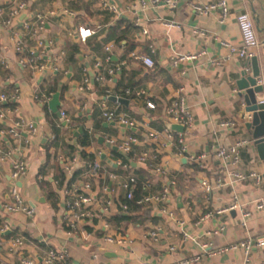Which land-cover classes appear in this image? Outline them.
Wrapping results in <instances>:
<instances>
[{"label":"crops","instance_id":"1","mask_svg":"<svg viewBox=\"0 0 264 264\" xmlns=\"http://www.w3.org/2000/svg\"><path fill=\"white\" fill-rule=\"evenodd\" d=\"M22 1L26 10L9 27L0 26V95L18 93L16 111L5 109L0 119V230L5 229L0 231V264H22L23 259L45 264L50 250L66 254L60 264H178L184 260H194L193 264H264V248L249 253L230 249L248 238L264 239V206L255 208L264 203V164L245 128L249 114L237 88L241 72L247 69L250 73V58L229 57L228 48L222 45L240 46L235 17L248 12L259 41L252 57L257 58L258 84L264 88V0H228L229 14L223 22L218 11L199 15L193 8L213 0H170L172 6L165 0H146L143 8L138 0H102L116 7L114 13L92 0ZM11 7L8 0H0L4 16ZM36 15L42 18L41 30L32 17ZM24 21L29 23L27 28ZM78 27L94 34L81 42ZM16 40L23 41V49L33 50L41 61L31 63L24 53L18 54ZM38 41L42 48L37 47ZM198 53L195 60L173 65L176 55ZM142 55L151 57L153 68L136 59ZM41 65L43 69L38 67ZM110 70L112 80L104 77ZM85 78L88 84L80 90ZM179 89H183L194 119L182 132L186 153L181 155L178 132L167 129L169 121L164 116ZM55 93H59V117L48 107ZM112 96L126 102L110 100ZM260 98L264 99V90L257 95ZM147 99L155 110L146 108ZM103 108L127 117L132 126L106 122L101 116ZM18 118L31 122L34 134L24 129L17 139L8 136ZM223 122L234 126L223 128ZM152 133L155 137H150ZM85 134L89 143L82 146ZM131 136L137 143L128 156L118 147ZM240 141L244 145L239 163L228 171L259 175V182L248 177L230 184L214 157L219 147ZM69 147L75 148L71 154ZM80 151L92 156L87 165L100 164L101 173L90 181V193L95 196L91 208L96 215L79 224L77 233L68 235L65 201L73 188L65 194V186L56 185L55 162L77 156L74 169L82 168L86 162ZM143 154L146 161L140 162ZM200 154L208 157L203 168L190 161ZM18 160L26 168L14 180L12 165ZM149 163L163 168L164 175L151 170ZM109 174L116 178L110 179ZM130 175L142 184V196L160 195L167 187L168 198L143 205L133 220L116 227L107 218L119 214L117 205L126 192L122 184ZM217 178L224 182L221 188L206 191L201 186L203 181L213 185ZM13 186L26 205L35 209L33 216L3 211ZM51 193L55 194L54 204ZM108 196L112 206L104 211L102 199ZM234 201L250 212L246 226L241 224L239 210L223 211ZM107 237L123 241L109 243ZM18 238L24 244L12 250L11 243Z\"/></svg>","mask_w":264,"mask_h":264},{"label":"built area","instance_id":"2","mask_svg":"<svg viewBox=\"0 0 264 264\" xmlns=\"http://www.w3.org/2000/svg\"><path fill=\"white\" fill-rule=\"evenodd\" d=\"M13 2L12 7L9 9L7 16H4V11L2 8H0V26L1 27H9L13 20L18 18L20 14L26 10V4L24 1L21 0H11ZM95 2H98L100 4V7H102L104 10H107L109 12H116V7L110 4H107L103 2L102 0H92ZM142 8L145 6L146 0H138ZM160 0H152V3H157ZM165 3L167 5H173L170 0H165ZM194 10L199 15H208L211 12L218 11L220 16V21L223 22L228 14H229V7H228V0H213V1H207L202 4H196L193 5ZM37 20L38 27L37 30L42 29V18L38 15L32 16ZM236 24L238 27V30L240 32L241 36V44L239 47H234L231 45H228L226 43H222L223 46L228 48V56H236L240 59H249L253 56L254 51L259 47V41L256 35V29L254 25V21L251 17V15L248 12H241L236 17ZM169 26H173L172 24H168ZM23 26L27 28L29 26L28 22H23ZM36 33V31H35ZM143 34H146V30L142 31ZM94 32L85 27H78L77 28V38L84 42L87 38L92 36ZM37 47L42 48L43 44L41 41L37 42ZM23 49V41L16 40L15 41V51L20 52ZM108 50V48H106ZM152 52V49H151ZM30 55H34V51H29ZM200 54H188V55H176L174 56L172 62L173 65H177L179 63L187 62L195 60ZM107 60L109 57L107 56ZM142 64H144L148 68L154 67V62L151 59L149 55H142L139 57H136ZM4 63V62H3ZM215 65H218L219 62H215ZM40 69H43V65L38 66ZM110 75H112L114 72L113 70H110L108 72ZM258 83H261L259 80ZM88 84V80L85 78L83 80L82 86L80 87V90H83L84 87H86ZM126 94H129V91H125ZM11 100L15 102L18 98L17 91H14V93L11 95ZM7 100V96L5 94L0 95V102L5 103ZM259 103H264V99L260 98ZM145 106L147 109L155 110L156 106L155 104L147 99L145 101ZM5 109H1L0 111V119H3L5 116ZM61 116L64 117V114L61 113ZM102 118L108 122V123H118L123 126H132V122L130 119H128L125 116H122L120 114H117L114 111L107 110L105 108L101 111ZM164 116L169 121V123L172 124H180L184 127H190L193 124V115L190 111V109L185 104V98L183 94V89L178 90V95L175 98L174 101L171 102L169 106H167L164 110ZM223 128H230L234 126L233 122H223L220 124ZM28 130V132L32 135L35 132V128L33 124L27 120H24L22 118H18L11 128L7 131L8 136H10L13 139H17L20 137V132L22 130ZM150 137H155V134H150ZM137 143V138L131 136L123 140L119 144V150L122 154H127L131 151V148L133 145ZM176 144L178 146V154H185L186 153V144L182 133L176 134ZM244 145V141H240L235 143L232 146L229 147H219L216 149L214 153V157L220 162V165L222 169L225 170L227 177L229 178V183L238 182L247 179L248 177L254 178L257 182L261 180V177L256 174H250L249 176H244L242 174H238L234 171L229 172L230 166H236L239 163V152L240 148ZM208 157L206 154H200L197 157H191L190 161L194 163L195 165H198L200 168L205 167V162L207 161ZM78 161L77 156H71L66 161L62 162V167L64 172L69 175L73 170H75L76 163ZM140 162L146 161V155L143 154L139 158ZM25 163L23 161H15L12 165V172H11V178L17 179L25 172ZM154 171L156 173H159L160 175H164V169L160 166L155 167ZM100 172V164L97 161H93L88 164V171L85 174V178L87 179L85 183L82 184L80 189L78 190L76 187H73L70 193L71 197L65 201V206L67 211L69 212V216L66 218V227L68 228L67 234L72 235L77 233L79 229V224H86L90 222L94 217L95 213L92 211V203L95 202V196H93L91 192V179L97 178ZM110 179H115L116 176L114 174H109ZM224 185V182H222L221 179L217 178L213 185L208 183L207 181H203L201 183V186L206 190L209 191L212 188L218 189L221 188ZM136 186V179L133 175H130L126 178L125 182L122 184V187L126 190V198L131 199L133 196V190ZM107 191V190H105ZM69 194V191L65 190V194ZM168 198V188H164L163 192L160 195H151V196H143L138 199L139 205H145L149 204L151 202H160L165 201ZM112 198L111 197H104L102 199V208L104 211L109 210V208L112 206ZM121 208V211H126L127 206L124 204L119 205ZM264 206V203L256 204L255 208L257 210L262 209ZM239 210L241 212V224L242 226H246L247 219L250 217V212L246 211L242 208L241 205L237 204L236 201L233 202V204L226 210ZM3 211L7 214H24L28 217H31L34 215L35 209L32 207H29L24 202L23 198L20 196L17 188L13 186L10 188V192L8 194V202L4 204ZM0 231H5V229H1ZM106 241L109 243H113L114 239L107 237ZM123 241V238H119L117 240V243H120ZM24 242L22 238L15 239L11 243L12 250H18L22 248ZM253 248H264V239H257L252 240L251 238L246 239L243 242H238L235 244H232L230 246V249H243L245 253H249ZM172 249V248H171ZM66 259V254L61 251H53L50 250L47 252V256L44 260L45 264H60ZM194 260H184L179 262L178 264H193ZM22 264H32V262L28 259H23Z\"/></svg>","mask_w":264,"mask_h":264},{"label":"water","instance_id":"3","mask_svg":"<svg viewBox=\"0 0 264 264\" xmlns=\"http://www.w3.org/2000/svg\"><path fill=\"white\" fill-rule=\"evenodd\" d=\"M256 24L258 25V19H256ZM248 63L250 64V73L248 74L247 69H244L241 72V78L237 81V88L242 92L245 112L249 114L248 121L245 123V128L251 132V138L253 140L258 158L264 164V103H259L257 99V95L262 93L264 88L263 85L258 84L261 72L258 66L257 58H250ZM109 99L120 103L126 102V100L117 99L114 96ZM59 105V93H55L49 100L48 107L57 117L60 116V112L58 111ZM166 126L168 130L178 133H182L184 130V126L180 124L166 123ZM81 132L82 129L80 128L78 133ZM99 141L102 142L103 139H100Z\"/></svg>","mask_w":264,"mask_h":264},{"label":"trees","instance_id":"4","mask_svg":"<svg viewBox=\"0 0 264 264\" xmlns=\"http://www.w3.org/2000/svg\"><path fill=\"white\" fill-rule=\"evenodd\" d=\"M22 1V0H21ZM8 3L11 5H13V2L11 0H8ZM7 6V5H6ZM18 54H25L29 60H31V63L33 62H37V61H41V58L40 57H37L35 55H30L29 52L27 50H24L22 49L20 52H17ZM114 75V74H113ZM104 77L108 80H112V75L108 74V71L105 72L104 74ZM52 92H54V90H50ZM14 92H12L11 94L9 95H6L7 96V100L5 102V104L1 103L0 102V108L2 109H8L10 112L14 113L17 109V103L13 102L11 100V95L13 94ZM54 127V125H53ZM80 145H88L89 141L87 139V135L85 134L83 136V138L81 139L80 141ZM69 154H71L72 152L75 151V148L74 147H69ZM80 155H81V158L83 160H85L86 164L84 167L82 168H79V169H75L71 172L70 174V178L69 179H66V173L64 172V170L62 169V163H60V161H56L55 164L57 166L56 168V177H55V181H56V185H58L59 188H62L63 186H65L66 188V191L68 190H71L73 187H76L78 190L80 189V183H85L86 180L83 176L84 172L88 170V165L87 163L90 162L92 159V156L88 155V154H85L83 151H80ZM128 156H131L133 155L132 152H129V154H127ZM71 157V155H69ZM126 160V159H125ZM128 165V163H126ZM150 165V169L151 170H154V165L153 163H149ZM101 173V171L99 172V174ZM136 179V186H135V189L133 190V196L131 199H127L126 198V192H125V195L119 200L118 202V208H119V214H115V215H111L109 218H107V221L114 224L116 227H118L121 223L123 222H128V221H131L135 218V213L139 212L143 205H139L138 204V199L140 197H143L141 194H142V184ZM107 181L105 182V188L107 187ZM50 199L52 200V204L55 203L56 201V198H55V194L54 193H51L50 194ZM120 204H124L127 206V210L126 211H122L121 212V208H120ZM66 230H68V228L65 226Z\"/></svg>","mask_w":264,"mask_h":264}]
</instances>
